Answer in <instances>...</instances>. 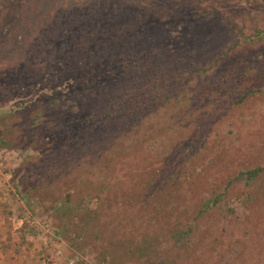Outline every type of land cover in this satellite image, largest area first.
Instances as JSON below:
<instances>
[{
	"label": "rangeland",
	"instance_id": "374dc122",
	"mask_svg": "<svg viewBox=\"0 0 264 264\" xmlns=\"http://www.w3.org/2000/svg\"><path fill=\"white\" fill-rule=\"evenodd\" d=\"M13 1L0 0V51L7 52L12 43L20 42L26 53L40 57L44 50H36L28 40L37 26L35 21L17 20L14 30H7L10 18L6 17L13 13ZM24 1H20L22 6ZM72 3L81 12L73 19L70 14L52 19L56 26L65 20L66 29L84 25L85 17H81L85 15L87 21L97 22L104 9L108 15L134 10L140 14L127 21L132 43L144 44L162 72L179 64L196 73V77L187 79L185 88L178 89V96L167 95L166 88L174 86V78H164L162 85L160 79L155 83L163 86L161 95L171 97L170 104L146 116L133 132L119 137L135 164L151 162L169 149L178 153L186 148L193 166L190 173L194 174L190 190L196 199L210 195L239 168L264 166V0H36L31 9L55 8L66 13ZM52 61V57L45 58L36 67L51 62L50 67ZM43 88L20 83V95L14 97V90L0 79V139L6 140L5 146L0 145V264H97L100 248L83 239L74 243L69 237H61L58 221L45 214L37 202L22 196L24 172L42 173L46 166L41 155L26 147L27 132L31 131L25 127L30 121L18 115V104H43V100L34 101ZM58 91L62 92L58 108L66 116L81 108V99L86 106L94 100H105L95 87L73 92L63 83ZM50 129L47 123L40 129L35 127L38 135ZM30 136L32 139L33 134ZM68 137L60 142L64 151ZM61 159L55 157L63 168ZM69 167L70 174L67 172L56 186L59 195L66 194L67 185L95 187L106 175L91 157H72ZM242 193L260 194L261 204L255 200L238 209L236 197ZM229 196L237 214L224 222L226 243L218 257L212 255V246H201L203 254L198 263L217 264V259L226 260L237 251L229 264H264V179L255 184H236ZM137 232L142 233L143 228L138 226ZM160 237L161 254L184 258L185 249L169 233ZM121 250L115 253L121 254ZM157 254L153 253L156 259ZM140 262L133 255L125 257L123 264Z\"/></svg>",
	"mask_w": 264,
	"mask_h": 264
},
{
	"label": "trees",
	"instance_id": "16d2710c",
	"mask_svg": "<svg viewBox=\"0 0 264 264\" xmlns=\"http://www.w3.org/2000/svg\"><path fill=\"white\" fill-rule=\"evenodd\" d=\"M20 1H13V13L6 17L10 18L7 30H14L17 20L35 21L34 35L28 40L44 54L39 57L26 53L20 42L12 43L11 50L0 51V79L14 90V97L20 95V83L44 87L34 100H43V104L21 102L18 115L30 121L25 127L31 131L27 132L26 147L41 155L46 166H41L42 173L24 172L23 198L37 202L45 214L58 221L61 237H69L74 243L83 239L100 248L97 264H123L125 257L133 255L140 264H199L203 245L212 246V255L216 253L218 257L226 243L224 222L237 214L230 205V191L236 184H255L264 179V166L239 168L210 195L196 199L190 190L194 174L190 173L193 166L186 148L178 153L169 149L151 162L135 164L119 138L133 132L146 116L170 104L171 97L159 93L163 86L155 84L159 79L162 85L164 78H174V86L166 88L167 95L178 96V89L185 88L196 73L179 64L162 72L151 53L144 50V44L132 43L127 21L139 12L128 9L108 15L104 9L97 22L87 21L85 15L81 17H85L84 28L81 25L66 29L67 20L56 26L52 19H59L61 14H70L73 19L75 13L81 12L75 10L74 3L65 13L55 8L34 11L31 4L36 0H25L23 6ZM57 30L62 32L55 34ZM50 57L53 65L49 67V62L46 67H36ZM63 83L73 92L95 87L105 100H94L86 106L81 99L77 112L62 115L58 108L62 92L58 89ZM32 107L35 108L30 111ZM45 123L51 127L50 132L38 135L35 127L40 129ZM1 135L2 132L0 138ZM66 136L69 144L64 151L60 142ZM5 143L0 139L1 146ZM55 157H62L63 168ZM72 157L93 158L105 178L95 187L67 185L66 194L59 195L56 186L67 172L70 174ZM221 188L223 192H219ZM236 198L238 209L255 200L261 204L260 194L255 197L242 193ZM138 226L143 228L140 234ZM164 233L185 249L183 259L161 254L160 236ZM118 249H123L120 255L115 253ZM155 251L158 259L153 257ZM237 255L233 251L226 260L217 259V264H229Z\"/></svg>",
	"mask_w": 264,
	"mask_h": 264
}]
</instances>
